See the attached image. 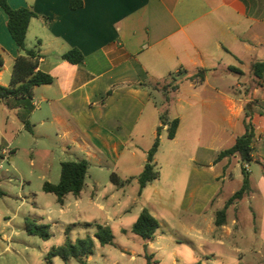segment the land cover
<instances>
[{"label":"crops","instance_id":"1","mask_svg":"<svg viewBox=\"0 0 264 264\" xmlns=\"http://www.w3.org/2000/svg\"><path fill=\"white\" fill-rule=\"evenodd\" d=\"M8 2L13 8L28 7L35 12L26 45L39 52L38 69L50 74L53 81L35 86L29 103L12 97L0 100L1 161L19 150L14 144L24 130L37 146L42 144L38 151L44 158H55L59 152L74 161L86 159L89 167L84 188L77 196L67 194L61 206H70L71 194L78 210L96 207L105 215L103 225L109 226L128 214L136 222L143 208H147L159 222L154 236L143 239L138 249L130 245L121 247L122 255L126 253L131 262L141 261L145 246L155 255L165 252L170 244L169 238L157 234L167 235L172 230L168 212H173V198H165L160 192V173L140 187L137 196L128 197L126 187L134 180L139 183L155 139L159 137V145L163 140L157 128L168 131L169 122L178 118L176 135L170 138L175 142L185 118L179 110L200 105L203 117L215 129L207 139L196 134L197 145L189 157L194 164L180 209L190 220L178 218V212L174 218L200 240L219 229L221 237L212 236V241L223 243V234L229 237L236 233L237 212L239 207H245L250 220L259 222V227H253L259 242L252 243L250 251L264 256V71L261 76L253 71V64L264 60V0ZM7 19L0 6L3 86L10 85L15 60L22 53L8 30ZM72 49L83 54L82 61L72 63L63 58ZM201 69L205 71L203 80L199 76L191 79ZM172 77L178 79L177 87L168 89ZM150 86L159 92L160 103L154 101ZM151 107L155 111L148 112ZM246 108L254 140L252 161L244 164L238 153L223 157L219 154L244 133ZM146 111L147 118H143ZM162 116L167 124L162 122ZM17 120L21 124L16 135L7 126ZM5 142L8 145H2ZM7 150L11 152L5 155ZM64 161L69 160L60 162ZM251 164L258 169L253 170ZM48 165L43 163L44 168ZM243 167L248 172V188L241 198L230 201L242 187ZM175 168L172 180L176 177ZM101 173H111L105 184L93 177ZM113 174L118 181L112 179ZM235 180L238 189L232 188L228 195H223L226 185ZM146 189L155 196L143 201ZM115 197L119 198L116 212L109 201ZM222 209L226 211V222L218 226L216 216ZM94 233L91 236L95 249L87 264L99 243ZM236 239L243 238L239 235ZM237 250L241 251L239 247Z\"/></svg>","mask_w":264,"mask_h":264},{"label":"rangeland","instance_id":"2","mask_svg":"<svg viewBox=\"0 0 264 264\" xmlns=\"http://www.w3.org/2000/svg\"><path fill=\"white\" fill-rule=\"evenodd\" d=\"M177 81L178 79L175 77L170 78L168 89H174L173 86ZM160 87L162 88L163 85ZM151 91L154 101L160 103L159 92L152 87ZM194 102L196 101L194 100ZM152 110H154L153 107L148 112H152ZM179 112L185 118L182 131L175 142L168 137L167 130L157 128L163 136L156 154L155 168L161 176V180L157 182L162 185L160 192L163 197L173 198L171 203L173 212H168L169 219L172 220L171 232L167 235L157 234V236L169 238L170 244L165 252H155L153 255L155 264H264V256L261 257L257 252L250 251V245L259 242L258 234L253 233V227H259V222L250 220L245 207H239L237 212L235 219L239 222L234 228L236 233L229 237L223 234V243L212 241V236L221 237L219 229L214 234H205V238L200 240L191 232L183 229L181 221L174 218L175 212H178V218L181 216L182 220H190L187 214H184L180 209L187 193L186 183L187 179L191 177V166L194 164L189 157L197 145L196 134L199 133L203 139H207L215 129L207 117H203L204 111L200 105L196 104L192 108L179 110ZM147 114L146 111L143 118H147ZM20 124L19 120L16 124H12L10 121L7 128L17 135L16 128ZM29 139L31 142L28 141ZM2 145H8V142L2 143ZM14 146L19 147V150L16 153H9L7 159L0 160V164L2 163L0 168V264H80L73 258L68 261H64L59 256L52 257L50 261L46 259L52 247L63 245L67 239L75 241L77 238L91 235L96 230L95 223L105 224L106 221L105 215L91 205L88 206L89 208L83 207L78 210L73 204L74 196L71 194L68 200H71L72 203L67 208L61 206L54 193L44 191L43 185L46 181L58 183L60 180V161L73 160L74 158L61 156L59 152L56 153L55 158H44L38 151L42 144L37 146V143L25 130L23 134H18ZM43 163L49 164L48 169L43 167ZM251 166L253 170L258 169L255 164H251ZM174 168L177 169V172L175 179L172 180ZM94 169H92V175L95 172ZM110 175L111 173H101V175L95 174L93 177H98L105 184L110 179ZM238 187L239 184L236 180L230 182L224 188L223 195H228L232 188L238 189ZM126 188V195L133 197L138 195L140 186L138 181L134 180ZM102 189L105 194L108 193L104 187ZM154 196L155 194L151 190L146 189L141 199L146 201ZM118 199V197L109 199L114 205V212L117 209ZM87 209L89 210L86 211ZM232 213L230 223L234 215V212ZM29 219L35 220L37 224H49L50 238L43 239L38 235L28 233L26 224ZM132 219L133 215L128 214L122 216L121 220L116 218L115 221L110 222L114 244L102 246L97 243V250L89 264H146L144 257L141 261L131 262L126 253L124 256L122 255L121 247L130 245L138 249L143 240L141 236L131 230L135 222ZM239 235L242 236V241L236 239ZM237 247L240 248V252Z\"/></svg>","mask_w":264,"mask_h":264},{"label":"trees","instance_id":"3","mask_svg":"<svg viewBox=\"0 0 264 264\" xmlns=\"http://www.w3.org/2000/svg\"><path fill=\"white\" fill-rule=\"evenodd\" d=\"M0 6L8 16V30L20 52H22L15 60L10 85L3 86L0 84V100L6 101L8 98L12 97L22 99L29 103L32 99L35 86L48 84L53 81V77L50 74L38 69L40 60L39 52L33 48H28L26 45L28 27L31 19L36 16V14L28 7L13 8L8 0H0ZM63 58L72 63H78L82 61L84 57L78 49H72L63 54ZM2 64L3 60L0 58V67ZM253 71L255 75L261 76L264 71V60L255 62L253 64ZM204 73L205 71L201 69L199 70L198 75L195 74L191 76V79H196V77L199 76L201 80H203ZM173 87L176 88L177 85H174ZM161 120L164 124L168 123L165 116H162ZM178 125V118L169 122V138L175 137ZM244 125V133L237 138L233 146L223 150L219 154V157L238 153L244 164L252 161L251 153L254 140V130L250 120V113L247 108L244 117ZM158 146L159 137L155 139L153 146L150 148L148 162L138 178L141 188L159 176V171L155 169V165L152 162L155 153L158 150ZM88 167L89 162L86 159L62 162L60 180L58 183L45 182L43 185L44 191L54 193L57 196L58 202L63 204L64 198L67 194L72 193L76 196L80 194L85 185ZM242 171L244 174L242 187L233 194L230 201L241 198L248 188V172L245 167L242 168ZM112 179L118 181V177L115 174L112 175ZM225 218V209L218 211L216 225L220 226L225 224ZM94 226L96 228L94 237L101 245L114 243L113 231L109 225L95 223ZM158 228L159 222L157 218L147 208H143L136 222L132 226V231L143 239L149 240L154 236ZM26 230L28 233L38 235L43 239H49L51 236L50 225L37 224L35 220H27ZM94 249V238L91 235H86L85 237L77 238L75 241L67 239L63 245L52 247L47 254L46 259L50 261L52 257L59 256L64 261L73 258L80 264H87V258L94 253ZM144 250L146 264H155L156 262L153 255L147 251V246H145Z\"/></svg>","mask_w":264,"mask_h":264},{"label":"built area","instance_id":"4","mask_svg":"<svg viewBox=\"0 0 264 264\" xmlns=\"http://www.w3.org/2000/svg\"><path fill=\"white\" fill-rule=\"evenodd\" d=\"M9 152H11V151H8V150H7V151L5 152V155H6L7 153H9ZM5 159H6V157L3 158V160H5ZM1 167H2V163L0 164V168H1ZM245 167L247 168L248 165L246 164Z\"/></svg>","mask_w":264,"mask_h":264}]
</instances>
